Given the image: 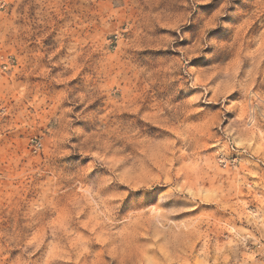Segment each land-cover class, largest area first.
<instances>
[{
  "label": "rangeland",
  "instance_id": "1",
  "mask_svg": "<svg viewBox=\"0 0 264 264\" xmlns=\"http://www.w3.org/2000/svg\"><path fill=\"white\" fill-rule=\"evenodd\" d=\"M0 264H264V0H0Z\"/></svg>",
  "mask_w": 264,
  "mask_h": 264
},
{
  "label": "built area",
  "instance_id": "2",
  "mask_svg": "<svg viewBox=\"0 0 264 264\" xmlns=\"http://www.w3.org/2000/svg\"><path fill=\"white\" fill-rule=\"evenodd\" d=\"M221 164L223 167H226L227 166V162L225 160L222 159L221 161ZM231 166H233V164H231Z\"/></svg>",
  "mask_w": 264,
  "mask_h": 264
}]
</instances>
